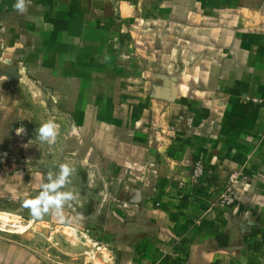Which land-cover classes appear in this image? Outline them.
<instances>
[{
  "label": "crops",
  "instance_id": "1",
  "mask_svg": "<svg viewBox=\"0 0 264 264\" xmlns=\"http://www.w3.org/2000/svg\"><path fill=\"white\" fill-rule=\"evenodd\" d=\"M15 3L0 0V213L21 220L10 200L54 172L31 142L53 120L69 181L114 199L29 220L71 231L91 264H264V0ZM0 264L48 263L0 234Z\"/></svg>",
  "mask_w": 264,
  "mask_h": 264
},
{
  "label": "rangeland",
  "instance_id": "2",
  "mask_svg": "<svg viewBox=\"0 0 264 264\" xmlns=\"http://www.w3.org/2000/svg\"><path fill=\"white\" fill-rule=\"evenodd\" d=\"M29 97L36 106V94H29ZM35 141H39L45 147H43V150H45L43 152L45 154L43 157L45 165L49 166L50 159H52L54 161L53 171L58 172L60 164H64L62 162L63 159L56 155L60 147L55 143L56 141L57 143L59 142V138H56L54 143L49 144L41 142L38 137H32L31 142L35 143ZM51 154H53L52 157L50 156ZM30 164H33V161H30ZM62 190L71 191L75 194V198L66 202L63 209L75 212L79 216L92 214L98 204L100 205V210H108L110 201L114 199L113 191L109 188V182H107V189L100 190L94 177L86 185H82L80 180L75 181L70 179V182ZM30 197L27 196L26 198ZM24 201L16 202L15 200H10V205L8 206L9 213L18 215L21 220L17 219L19 224L14 228L2 226L0 223V234L8 236L11 239H19L26 246L33 249L48 264H91L90 261H93L91 260L93 255H89L81 248L83 243L79 238L69 237L67 233L72 232L67 231L65 228H53L46 222L34 223V221L29 220V218H32L30 209L24 206ZM0 215H5L9 218L13 217L6 213H0ZM90 220L92 221V218ZM91 223L97 225L96 222ZM95 263L99 264L97 261Z\"/></svg>",
  "mask_w": 264,
  "mask_h": 264
},
{
  "label": "clouds",
  "instance_id": "3",
  "mask_svg": "<svg viewBox=\"0 0 264 264\" xmlns=\"http://www.w3.org/2000/svg\"><path fill=\"white\" fill-rule=\"evenodd\" d=\"M14 7L21 13L25 12L26 0H16ZM57 127L53 120L42 123L36 129L38 139L41 142L54 143L58 135ZM17 132L20 134L21 130L18 129ZM73 172L74 169L69 164H60L58 172H49L46 181L41 182L39 194L24 201V206L30 209L34 219H39L49 212L63 219L64 204L75 198L73 192L62 190L70 182L69 177Z\"/></svg>",
  "mask_w": 264,
  "mask_h": 264
},
{
  "label": "built area",
  "instance_id": "4",
  "mask_svg": "<svg viewBox=\"0 0 264 264\" xmlns=\"http://www.w3.org/2000/svg\"><path fill=\"white\" fill-rule=\"evenodd\" d=\"M203 173V165L197 163L193 169V180L196 182L197 179ZM238 180V175H230V182L227 185L224 192L219 197V205L221 206H232L235 202L234 198V183Z\"/></svg>",
  "mask_w": 264,
  "mask_h": 264
},
{
  "label": "bare ground",
  "instance_id": "5",
  "mask_svg": "<svg viewBox=\"0 0 264 264\" xmlns=\"http://www.w3.org/2000/svg\"><path fill=\"white\" fill-rule=\"evenodd\" d=\"M0 223L4 226H14L15 224L19 223L17 218H9L5 215H0ZM69 237H74L72 233H67Z\"/></svg>",
  "mask_w": 264,
  "mask_h": 264
}]
</instances>
